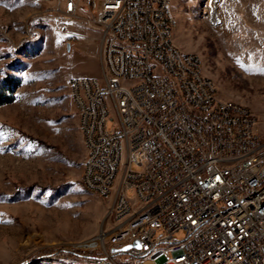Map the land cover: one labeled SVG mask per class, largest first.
Returning a JSON list of instances; mask_svg holds the SVG:
<instances>
[{"label": "built area", "instance_id": "1", "mask_svg": "<svg viewBox=\"0 0 264 264\" xmlns=\"http://www.w3.org/2000/svg\"><path fill=\"white\" fill-rule=\"evenodd\" d=\"M167 4L55 0L64 29L99 34L103 79L72 77L68 88L81 102L89 146L82 182L111 202L114 225L99 233L106 249L99 246L131 264H264L257 119L245 106L217 104L218 90L197 69L199 56L169 46ZM119 165L126 173L112 187Z\"/></svg>", "mask_w": 264, "mask_h": 264}, {"label": "rangeland", "instance_id": "2", "mask_svg": "<svg viewBox=\"0 0 264 264\" xmlns=\"http://www.w3.org/2000/svg\"><path fill=\"white\" fill-rule=\"evenodd\" d=\"M170 6L174 44L199 56L222 100L252 111L264 141V0ZM54 10L0 0V264H131L102 248L111 202L82 183L87 148L69 97L72 77H104L99 34L64 29Z\"/></svg>", "mask_w": 264, "mask_h": 264}, {"label": "bare ground", "instance_id": "3", "mask_svg": "<svg viewBox=\"0 0 264 264\" xmlns=\"http://www.w3.org/2000/svg\"><path fill=\"white\" fill-rule=\"evenodd\" d=\"M165 13H172V9L170 6V0H168V4H167V6H165ZM173 18H174V23H170V29H169V33H168L169 46H171L172 49H174V51L178 54H186L183 51H181L180 48L174 44L173 29L176 26V20H175L174 15H173ZM197 69H199V72H201L202 76H206V75H204V73L202 71V63H201L200 58H197ZM207 81H212V89L218 90L216 83L211 78H209L208 76H207ZM113 82H120V75H113ZM70 83H71V79L69 80V83H68L69 88H70ZM69 97H70L72 103L74 104L76 111H77V114H78V117H79V126H80L81 132L83 134V137L85 140V145L87 148V156H86V159L84 162H87V157H89V146H87V144H86V134H85V129H84V123H82V121H81V115H80L81 102H80V100L76 99V93H74V91L72 89H70V91H69ZM216 102H217V104H224L225 103V104L241 105V104H238L236 102L222 100L219 97V95H216ZM242 106H244V105H242ZM247 112L249 114H253L252 111L248 107H247ZM108 116H115V109H108ZM125 173H126V165H119L118 175H114L112 177V187H120L122 185V175H125ZM83 185L89 191V186H86L85 184H83ZM99 239L103 244L106 243V240H104L103 237H100V235H99Z\"/></svg>", "mask_w": 264, "mask_h": 264}, {"label": "water", "instance_id": "4", "mask_svg": "<svg viewBox=\"0 0 264 264\" xmlns=\"http://www.w3.org/2000/svg\"><path fill=\"white\" fill-rule=\"evenodd\" d=\"M69 48V47H68ZM134 246L136 247V248H139L140 247V245H139V243L138 242H136L135 244H134ZM131 248V246L129 245V246H126V247H124V248H122V249H114L113 251L114 252H116V251H128L129 249Z\"/></svg>", "mask_w": 264, "mask_h": 264}, {"label": "snow or ice", "instance_id": "5", "mask_svg": "<svg viewBox=\"0 0 264 264\" xmlns=\"http://www.w3.org/2000/svg\"><path fill=\"white\" fill-rule=\"evenodd\" d=\"M3 136H4V132L0 131V137H3Z\"/></svg>", "mask_w": 264, "mask_h": 264}]
</instances>
